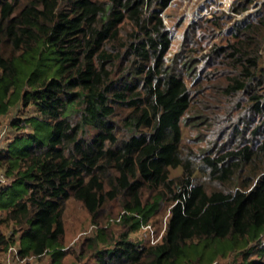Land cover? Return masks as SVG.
<instances>
[{
  "label": "trees",
  "instance_id": "trees-1",
  "mask_svg": "<svg viewBox=\"0 0 264 264\" xmlns=\"http://www.w3.org/2000/svg\"><path fill=\"white\" fill-rule=\"evenodd\" d=\"M169 1L0 0V113L20 102L35 108L12 122L31 132L0 143L5 264L44 255L62 264L69 198L94 223L107 202L121 208L117 236L106 240L96 227L78 263L213 264L240 253V264H256L252 249L264 254L252 245L264 236V0L206 56L210 68L226 72L218 98H247L221 143L199 152L183 150L181 120L202 113L207 95L186 83L185 46L165 61L170 38L161 11ZM207 21L190 28L188 41L220 26L217 17ZM177 167L181 174L171 177ZM166 206L158 233L153 220Z\"/></svg>",
  "mask_w": 264,
  "mask_h": 264
},
{
  "label": "rangeland",
  "instance_id": "rangeland-1",
  "mask_svg": "<svg viewBox=\"0 0 264 264\" xmlns=\"http://www.w3.org/2000/svg\"><path fill=\"white\" fill-rule=\"evenodd\" d=\"M211 1L214 3V6L210 4ZM221 1L223 0H170L161 11L162 21L169 31L170 38V45L165 54V61L169 62L185 46L184 55L189 54L188 60H191L192 63L189 74L185 76L186 83L194 95H197L199 91L207 95L205 96L206 102H204L205 108L199 107L203 109L201 110L203 114L200 113L193 116V118L189 119L190 123L186 124L185 118L195 115V111L189 112L181 120L183 128L182 146L185 152L189 150L199 152L202 147L220 144L221 131L228 129L234 120L241 119L243 113L238 114V116L235 113L238 108L242 109L246 105L247 97L241 94L236 98L223 101L218 98L221 87L225 85L224 78L226 77V72L224 73L223 68H210V63L207 62L206 56L211 47L226 45L225 41L230 36L232 24L246 15L254 14L261 6L263 0H254L250 3L247 10L240 13H234L232 6L241 3L243 0H229L222 3V5L220 4ZM202 9L204 12L201 11ZM216 17L220 26L211 31H206L207 28L201 29L193 41H188L187 36L188 34L190 35V28L194 24L207 25L210 24L207 20ZM184 59L182 58L181 62ZM210 95L212 96L209 98ZM198 98L197 96L195 100ZM204 114L207 116L206 119H204ZM33 115H35L34 106H25L22 102L12 106L6 113H0V131L6 128L3 141L12 139L18 131L30 133V125L23 126L20 124V130H18L12 125V122L17 118L26 119ZM227 134L225 132V135ZM181 171L180 167L172 168L170 176H179ZM120 211L121 208L117 201L107 202L102 207L96 223H94L88 211L78 200L74 198L67 199L62 215L64 223L62 249L66 252L61 260L62 264H85L83 261L78 263V255L82 253L83 259H86V241L88 238H93L96 235V227L103 228L106 240L116 237L120 226L115 223L114 219L117 218ZM167 215L168 209L166 206L160 212V215L156 216L153 220L154 227L158 230V233L163 232ZM106 225L107 228H104ZM130 236L135 240H139V235L136 232L131 233ZM98 243L101 245L105 244L103 241H98ZM252 245L254 247L264 246V236L261 241ZM3 256L2 259L0 258V264H5L6 254ZM8 256L10 257V253ZM248 259L257 261L256 264H264V254L257 253V250L254 249H252ZM242 260V254L234 253L217 259L213 264H240ZM49 262V255L29 259V264H48ZM22 264L24 263L22 262Z\"/></svg>",
  "mask_w": 264,
  "mask_h": 264
},
{
  "label": "built area",
  "instance_id": "built-area-1",
  "mask_svg": "<svg viewBox=\"0 0 264 264\" xmlns=\"http://www.w3.org/2000/svg\"><path fill=\"white\" fill-rule=\"evenodd\" d=\"M226 1L228 2L229 0H223V1H221L220 4L222 5V3L226 2ZM210 4L212 6H214V3L212 1H211ZM201 11L204 12L203 9ZM5 131H6V128H4V129H2L0 131V143H1V140H2V137H3L4 133H5ZM6 181H7V176H6L5 171L4 170H0V187L4 186L6 184Z\"/></svg>",
  "mask_w": 264,
  "mask_h": 264
}]
</instances>
